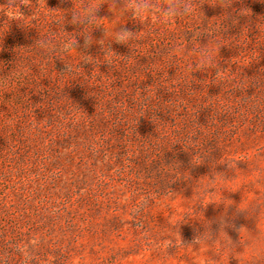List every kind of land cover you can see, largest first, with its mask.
<instances>
[{
    "label": "rangeland",
    "instance_id": "1",
    "mask_svg": "<svg viewBox=\"0 0 264 264\" xmlns=\"http://www.w3.org/2000/svg\"><path fill=\"white\" fill-rule=\"evenodd\" d=\"M112 2L0 0V264H264V2Z\"/></svg>",
    "mask_w": 264,
    "mask_h": 264
},
{
    "label": "clouds",
    "instance_id": "2",
    "mask_svg": "<svg viewBox=\"0 0 264 264\" xmlns=\"http://www.w3.org/2000/svg\"><path fill=\"white\" fill-rule=\"evenodd\" d=\"M261 2H264V0H261ZM21 4L27 5L29 7L33 6L31 4V0H21L19 8ZM194 7V4H192L190 0H159V2L158 0H120L119 4H116L115 0H113L112 2V11L114 14L121 17H127V19L138 22L141 25H144L149 20H151L154 30L165 28L167 25L178 19L188 18L192 16ZM96 11L97 8L92 5L76 13H71V22L79 25L81 28V35L84 37V46H88L90 44V41L85 38L84 33H86L87 30L95 24L96 18L98 17L95 14ZM13 20H18L22 25L21 18H13ZM115 26L108 37L109 41L127 45L129 49L133 51L135 50L134 46L136 45V43L144 39V37L148 35L147 32H133L126 28L114 30ZM76 43L77 41L75 40V43L71 46H76ZM43 46L44 45L42 43L41 47ZM68 46L69 45L67 44L65 45L66 48ZM198 62L201 65L211 64V57L207 55L206 50H202L201 57ZM253 83L255 86L264 89V80L254 81ZM194 165H199V163ZM160 172L161 178H164L165 174L169 175V173L163 169H161ZM200 196L201 193L198 192L197 199H199ZM191 207L193 208V211H195V201H193ZM222 223L223 227L225 228L227 224L226 218ZM208 228H211L210 225L208 226ZM209 235V231L204 228L202 231H200V238L202 239H208Z\"/></svg>",
    "mask_w": 264,
    "mask_h": 264
}]
</instances>
